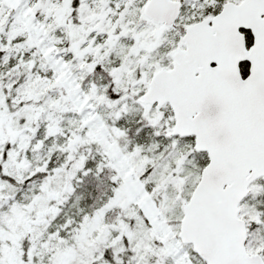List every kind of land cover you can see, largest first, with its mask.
<instances>
[{
    "label": "snow or ice",
    "instance_id": "obj_1",
    "mask_svg": "<svg viewBox=\"0 0 264 264\" xmlns=\"http://www.w3.org/2000/svg\"><path fill=\"white\" fill-rule=\"evenodd\" d=\"M0 264H264V0H0Z\"/></svg>",
    "mask_w": 264,
    "mask_h": 264
}]
</instances>
